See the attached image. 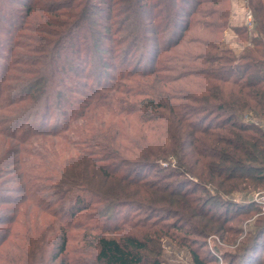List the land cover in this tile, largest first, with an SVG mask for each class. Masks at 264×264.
Masks as SVG:
<instances>
[{
    "label": "rangeland",
    "instance_id": "rangeland-1",
    "mask_svg": "<svg viewBox=\"0 0 264 264\" xmlns=\"http://www.w3.org/2000/svg\"><path fill=\"white\" fill-rule=\"evenodd\" d=\"M21 1L26 3L31 0ZM260 1L226 0L219 6L203 4L192 16V22L201 20L211 24V27L206 29L203 25L193 23L184 34L181 45L169 52L162 51L159 55L151 52L142 63H139L136 55H130L126 66L131 69L136 62L140 68L136 76L151 71L155 66L157 74L165 78L158 87L165 88L164 97L170 101L167 109H159L151 117L142 110L145 88L138 84L143 81L136 77L131 79L136 85H131V81L123 82L120 79L123 67L116 61V66L109 69L108 75L112 87L99 89L102 95L96 96L97 109L89 113L85 106L91 103L90 95L94 94L92 88H98L94 83L98 71L94 72V69L98 64L96 66L92 61L83 65L86 73L76 75V82L63 81L65 91L69 86L64 99H52L55 108L49 110V115L45 117L43 123L46 126L32 135H26L24 128L12 130L15 125L9 121L16 116L15 111L32 110L34 101L19 102L12 107L10 103L12 95L35 79L34 73L43 68L32 60L37 58L36 52H29L23 45L35 50L39 44L37 40L41 36L48 37L46 32H32L28 26L19 31L16 38L9 36L6 29L1 32L0 47L7 43L8 46L0 51V80L6 88L0 95L3 109L0 111V264H100L99 238L121 240L129 236L143 241L150 239V249L144 256L153 262L196 264L190 249L181 241L184 232L177 231L176 227L188 228L195 233L186 240L199 251L206 264H264V233L252 251L245 253L243 249L244 245L252 242L259 228L264 226L262 204L257 202L264 198V179L260 183L234 179L220 186L219 180L212 181L207 173L204 176V171L212 162L222 167L227 166L226 162L199 153L207 151L219 154L225 150V141L232 138L229 132L236 131V128L220 113L203 110L205 103L199 97L207 92L204 85L210 78L198 71L209 72L211 67H220L219 63L212 65L209 61L212 57L233 60L232 65L264 62V33L259 35L256 29L255 8L260 6ZM262 3L264 5V0ZM8 4L14 8L22 7L12 0ZM211 8L229 10V18L219 20L217 16L201 14V11ZM79 10L75 11L78 17ZM177 10L180 11L179 8ZM250 13L252 23L248 20ZM97 14L92 17L95 21H99V12ZM152 14V9L148 10L143 19L150 23L154 17ZM263 18L264 14L260 15L259 20ZM40 25L44 30H51L46 22ZM197 40L202 42L201 45ZM207 42L217 49L212 50V47L203 45ZM108 44L114 46L111 42ZM10 46H13L12 52H9ZM188 50L197 56L195 60L183 58L184 52ZM135 51L138 52L139 48ZM192 71L195 74L185 78ZM91 72L92 78L89 79L86 74ZM181 76L185 79L173 82ZM241 76L242 73H236L234 79H240ZM110 78L117 79L112 81ZM78 81L79 89L85 88V95L75 94V100H78V105H75L71 92L78 90ZM124 90L135 92L127 95L123 93ZM173 93H177V99ZM43 105L40 104L39 108ZM178 114L184 118V123ZM234 122L252 126L254 130L249 133L252 136L257 137V131L264 134V118L247 110ZM48 130L58 131L48 133ZM197 130H206L210 136L206 137ZM16 132L27 140L18 143L12 139L11 136ZM100 132L108 136L110 146L119 156L103 162V159H98L100 165H107L110 174H128L132 180L139 178L149 186L173 183L180 184L184 190H197L188 197L189 200L205 198L209 202L207 209L212 214L221 213L231 218L226 226L232 231L197 235V225L202 221L179 207L183 203L180 201L182 198H178L173 206L161 205L150 201V195L134 194L136 187L125 192L127 188L116 178L99 174L94 176L97 171L92 168H89V177L85 180L93 192L101 196L94 199L90 209L74 216L73 204L66 198L62 199L70 194L68 192L65 195V188L68 189L69 185L61 184L59 178L62 174L70 173L73 179L72 165L80 171L83 159H96L99 151L93 146L94 143H90L93 138L91 135ZM198 138L199 142L196 141ZM216 139L220 140L217 147L213 142ZM116 192L121 193L118 206L101 199L105 195L113 196ZM64 240L66 245L62 253L60 250Z\"/></svg>",
    "mask_w": 264,
    "mask_h": 264
},
{
    "label": "trees",
    "instance_id": "trees-1",
    "mask_svg": "<svg viewBox=\"0 0 264 264\" xmlns=\"http://www.w3.org/2000/svg\"><path fill=\"white\" fill-rule=\"evenodd\" d=\"M8 1L10 0H0V45L2 39L1 32L5 29L8 31V35L13 38L25 26H28V29L32 32H46L45 35L48 37L41 36L37 40L39 44L35 50L31 49L29 45H23L29 52H36L37 58L32 60L42 65L43 68L34 73L36 74L35 79L30 80L29 83L19 90L14 87V90L16 89L17 91L12 95L11 106L9 105L12 107L19 102L34 101L31 107L32 110L23 109L15 111L16 116L9 121L15 125V128H12V130L18 129L19 131V129L24 128L23 131L26 132V135H32V133L36 134L43 130V127L46 126V123H43V121L49 115V110L52 111V108H55L52 99H55V97H58L59 101L64 99L65 92L68 91L69 86H67L65 91L63 81L70 80L71 83L76 82V75L86 73L83 65L89 64L92 61L96 66L98 64V67L94 69V72L98 70L96 82H94L98 88H92L94 94L90 95L92 99L91 103L85 106L89 109V113L97 109L98 105L96 106V103H98V99L96 96L101 94L99 89H110L112 87L109 85L108 75L109 69H114L116 66V61L120 62L123 67L120 74V79L123 82L131 81V85L135 84L131 79H135L136 77L143 81V83L139 81L138 84L139 87L143 86L146 89H143L145 98L141 102L143 105L142 110H145L151 117L153 113L160 111L159 109H167L170 101L168 102L164 97L165 88L162 87L163 91H161L162 89L158 87L165 81V78L157 74L155 66L151 71L143 72L140 76H136L138 72L140 73V68L136 66V62L131 69L126 66L130 61V55H136V59L140 61L139 63H142L151 52L159 55L162 51L169 52L174 47H178L181 45L184 34L189 31L193 23L194 25H203L206 29L211 27V24L209 25V23L202 22L201 20H197L196 22L193 20L192 22V16L197 12L199 6L203 4L219 6L226 0H31L30 2L26 1V3L20 2V0H12V2L22 6L21 8L12 7L8 4ZM259 5L255 8V12L257 13L256 29L259 35H261L264 33V18L259 20L260 15L264 14L262 0L259 2ZM78 8H80L79 17L75 15V11ZM147 9H152L153 11L152 15L154 17L150 22L152 26H150L148 20L145 21L143 19L148 11ZM66 10L67 13L65 12ZM97 11L100 15L99 21H95L92 18L94 15H98ZM201 14L210 17L217 16L219 20L229 18V10L227 9L216 10L211 8L210 10L201 11ZM72 20L73 22H70ZM42 22L48 23L51 30H44L40 25ZM237 34L239 35V33ZM109 42L113 43L114 46L111 47L108 44ZM191 42L189 41V43ZM197 42L199 41L197 40ZM252 42L254 43L255 39ZM201 43L199 42L198 44L201 45ZM258 43H262V41ZM14 44L13 42V46ZM203 45L208 48L212 47L210 42ZM7 46L8 43L3 44L2 48L0 47V51ZM13 46H10L9 52L13 51ZM68 46H70V49ZM137 48H139L138 52L135 51ZM213 49H217L216 46H213ZM257 53L261 54L259 51ZM184 54L183 58L186 59L193 58L195 60L197 57L189 50L184 52ZM209 61L212 65L219 63L221 66L211 67L209 72L198 71L199 74L207 75L210 78L209 81L207 80L208 84L206 82V85H204V89L207 92L202 94L199 100L205 103L203 107L204 111L213 110L220 113L222 117L225 116L227 122H231L236 131L229 132L232 138L225 141V150L219 151V154L216 152L207 153V151L199 152L203 156L214 157V159L226 162L227 164V166L222 167L218 163L212 162L211 166L205 167L204 176L207 173L212 181L219 180V183H217L220 186L234 179L243 181L247 179V181L252 183H260L264 179V134L262 135L257 131V137H259V134L260 137L252 136L249 134L254 130L252 126L245 124L238 125L234 121L238 117L243 116L244 110L264 118V62H245L240 65H232L233 60L227 59L224 61L223 58L215 57H212ZM236 73H242L240 79H234ZM92 74L93 72L86 74V77L91 79ZM193 74L195 72L192 71L185 78ZM185 78L181 76L174 80L171 78V80L179 82ZM115 79L117 78H113V80ZM104 80L107 81L105 82ZM76 84L78 85V90L72 91L71 97L74 99L75 105H78V100H75L77 99L75 98V94L80 96L85 95V88H82L83 90L79 89V81ZM3 89L5 90L6 88L5 86L3 87V81L0 80V95L3 94ZM134 92L123 91L127 95ZM177 93H173L176 95L174 96L175 99H177ZM42 103L44 105L42 108H39ZM35 107L37 110H35ZM0 111H3L1 105ZM178 115L182 123H184V118L180 114ZM82 116H85V114ZM57 123L61 124L62 122L57 121ZM50 131L48 130L47 132L55 133L54 131L58 130ZM197 132L206 137L210 136V132L206 130H197ZM91 136L93 138L90 143H94L93 146L97 147L99 151L96 159H90L91 161L83 159L84 161L81 163L83 167L80 171H77V167L72 165L73 179H71L70 173H66V175L62 174V177L59 178L61 184L69 185L68 189L65 186H63V189L65 188L67 191L65 195L68 192L71 195L62 197V199L66 198L73 204L72 210L75 211L74 216L77 213L90 209L94 199L101 196L94 193L91 186L85 180L89 177L87 176L89 168H92L97 171L94 176L99 174L106 178H116L121 185L123 184L127 188L125 192L128 193V190L136 187L133 192L134 194L145 193L147 196L150 195V201L161 205L173 206L178 198H182L180 201H183V203L179 204V207L189 212L190 216L200 218L202 221V223L197 225L199 228L197 235L204 236L208 233L221 234L232 231V229L229 231L226 226L231 221V218L221 213L212 214L211 210L207 209L209 202L205 198L203 200L201 198L189 200L188 197L196 193L197 190H190L189 188L184 190L180 184L175 185L173 183L164 185L153 184L149 186L139 178L132 180L133 178H130L131 175L128 174H110L107 165L105 163L100 165L98 159H103L102 162L108 159H117L119 157L117 151L110 146L108 136L102 132L95 135L92 134ZM11 138L18 141V143H24L27 140L21 137L19 132L13 134ZM200 138L196 141L199 142ZM207 141L208 138H206ZM213 142L217 147L220 140L216 139ZM206 165L207 163H205ZM71 183L75 184V186L73 187ZM120 197L121 193L119 192L109 197L105 195L101 199L108 201L112 206H118L117 202ZM2 200L4 201V199ZM175 229L184 232V238H181V241L190 249L189 251L194 262L196 264H206L199 251L193 248L192 244L186 240L195 233L191 232L188 228L176 227ZM263 233L264 226L259 228L249 245H244L243 249L245 253L255 248L257 240L260 239ZM149 242L150 239L143 241L131 236L121 240L101 237L98 239V260L100 264H160L159 261L153 262L151 258L149 259L144 256L150 249ZM65 245L66 241L64 240L60 250L62 253L65 251Z\"/></svg>",
    "mask_w": 264,
    "mask_h": 264
},
{
    "label": "built area",
    "instance_id": "built-area-1",
    "mask_svg": "<svg viewBox=\"0 0 264 264\" xmlns=\"http://www.w3.org/2000/svg\"><path fill=\"white\" fill-rule=\"evenodd\" d=\"M248 20H249V23H252L251 21H252V15H251V13L248 15ZM257 201V200H256ZM257 202H260L261 204H262V209H263V211H264V198H262V199H260L259 201H257Z\"/></svg>",
    "mask_w": 264,
    "mask_h": 264
}]
</instances>
